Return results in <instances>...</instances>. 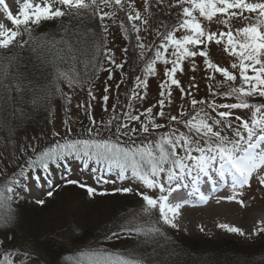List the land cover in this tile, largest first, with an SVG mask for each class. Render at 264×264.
I'll return each instance as SVG.
<instances>
[{"label":"rangeland","instance_id":"1","mask_svg":"<svg viewBox=\"0 0 264 264\" xmlns=\"http://www.w3.org/2000/svg\"><path fill=\"white\" fill-rule=\"evenodd\" d=\"M5 1L2 5L6 4ZM9 2L12 4L11 8L6 12L0 11V24L14 30L15 26L8 18L5 20V17H8V12L13 16H18L23 0L20 2L10 0ZM34 2H42V0H34ZM129 2H134L137 10L145 14L143 13L144 0H129ZM250 2H256V0H250ZM101 10L116 12L115 21L109 18L103 21L108 26L107 33L103 32L100 21L96 19H85L83 23L79 24L74 19L72 26L75 33H79V35L65 34L62 31V24L64 27L68 26L67 18L63 22L59 20L44 22L33 33L41 40L44 37H54L59 41L63 37L66 43L71 40L79 48V61L68 60L67 57L65 60L68 62L63 65L58 58L51 61L53 66L62 65L63 68L74 70L78 82L71 86L67 81L56 80L53 74L54 67H50V63H42L41 58L30 47H16L12 48L10 52H0V58L11 56L13 68L18 66L25 79L36 86V102L34 104L31 101V92L28 94V98H18L15 104L12 102L11 96L6 104L0 99V241H3V248H0V260L3 259L4 249H7L16 264H24V261L17 260V257H23L22 250L27 249L31 254L33 264H72L76 258H81L86 262L88 256L93 253L109 255L110 253H107L106 250L116 251L130 258H142L145 264H160L161 259H163L161 262L167 260V263L171 260L169 264H183L184 262H187L186 264H203L206 257L211 258L210 264H223L220 259L223 255L234 259L228 260V262L232 261L230 264L240 258L242 260L250 259L251 262H263L264 233L251 239L248 238L264 220V189L259 186L256 180V185L246 190L245 193L243 192L242 197H239L244 200L245 207H241L234 201L223 199V197L231 195L225 193L205 208L181 210L182 225H178L176 230L171 228V234L161 245L153 243L143 247L134 243L126 245L117 243L114 235L107 244L92 246L86 250L82 249L83 251L81 250L73 256L85 241L95 240L110 230L111 225L117 222V217L113 214L119 202L117 196L109 193L110 191L121 187H130L133 191L145 192L153 197H157L161 193L158 189H148L138 177L132 174L131 168H128L121 177L119 168L115 164L110 166L109 162L103 158L97 159L95 156H89L83 152H73L65 153L49 165V170L55 175L54 179L58 180L61 177L57 166L62 160H65L69 163V171L66 170L67 178L82 181L81 183L95 187L98 191H106L110 195L89 197L85 189L77 185H64L65 182H62L59 183L58 190L46 199L51 188L45 186L41 178L42 175H39L41 189L40 183L32 182L33 184L30 185L34 172L31 168L32 166L36 167L33 162L39 159L37 154L32 152V146H35L39 151L72 139L94 138L115 141L118 123L128 124L129 127H140V122L130 121L126 113L140 115L141 120L147 122V117L141 114L147 108L152 107L156 123L165 125L164 128L152 132L151 135L138 132L135 137L119 136L122 144L131 146L135 141V144L139 146L146 140L156 139L172 129H176L177 134L179 132L189 134L188 128L183 124L172 122L169 119L171 115L179 117L181 111L194 115L195 112H199L201 107H204L206 112L212 117H216L217 113L206 105H197L193 110L190 103L193 97L197 100H207L209 103L215 101L217 105L238 103L234 96L225 98L219 94L215 96L210 94L208 87L210 84L213 92H224L227 88L226 86L219 89L216 87V83L222 82L223 77L219 73L207 70L203 57L200 56L194 58L195 71L191 70L192 59L190 58L184 62V73L177 76L184 89L190 91L191 95L182 98L180 90L173 86L172 102L167 103L166 100L163 117L156 115L160 111L157 102L160 99V84L165 79L164 69L169 67L168 65H164L162 62L156 64V75L147 77L148 88L144 99H130L133 90L138 91L141 96L144 95L142 87L136 88V78H144L145 61L150 60L153 53L146 49L144 58H141L140 49L137 47L135 39L136 33L130 32L127 37L125 36L119 26L120 21L123 20L121 19L122 13L127 26L125 12L115 7L101 6ZM151 11L158 14L153 16L150 27L147 29L141 25L139 33L141 42L148 46L158 43L156 29L160 28L163 31L162 22L171 23V19L166 15L167 10L153 8ZM246 15L254 17V14L246 13ZM222 19L223 17L214 18L211 22L202 20V23L209 31H227V27L219 23V20ZM137 23L139 24V22ZM245 23L247 21L238 18H233L230 21L233 30L244 26ZM86 29L92 30L88 36H85ZM181 34L178 33V35ZM21 39H28V37L23 36ZM223 47V44H210L208 46L209 58L221 67H227L230 71L238 73V70H233L230 67L235 62V58L225 53ZM109 49L111 51L108 55L114 53L113 58L117 64H123L122 57L128 56L126 58L128 64H126L123 73H116L117 68L109 63L105 54ZM124 49H127V52ZM90 57L92 58L91 64H89ZM107 66L111 70V79H109V70H106ZM210 75H215V80H209L207 77ZM193 77H195L194 80ZM192 84L198 85V87L190 88ZM118 85L119 87H117ZM105 87L108 88L107 92H105ZM56 88H59L60 91H56ZM2 95L3 93L0 92V97ZM105 95L109 97L106 102L103 100ZM67 97H71L70 102ZM248 102L251 104L264 103V98L252 97L248 98ZM79 105H83V107ZM222 110L225 109L218 108L217 112ZM230 111L245 119L251 117L250 109H231ZM201 115L203 116V113ZM93 120H95V124L92 123ZM109 120H112L111 126H108ZM232 123L233 129L221 128L220 130L223 135L235 138L233 132L237 122L234 118ZM89 128L92 129L91 136L88 133ZM68 129L71 131L69 132ZM54 132H58L59 136L53 135ZM26 147L27 150H25ZM81 156L84 160L82 164L75 163L74 160ZM27 177L30 178L29 188L22 191L20 181L26 180ZM165 185L167 188V181H165ZM7 187H13L14 191L7 193L5 189ZM128 195L133 198L131 205L134 207L121 217L119 221L121 227L134 221L135 218L142 221L141 217L147 216L142 211L143 202L137 198V193ZM42 197L46 199V201L43 199L44 205H39L32 199ZM27 198L32 202L26 201ZM96 200L99 202L94 203ZM13 205L17 209H13ZM38 208L47 210L36 212ZM223 223L241 228L245 232V236L220 229L218 225ZM201 228L204 230L201 231ZM7 236H11L12 239H6ZM173 245L176 250L180 251V254L169 252L167 257L165 251L169 246L174 249ZM224 252L231 254L225 255ZM82 254L84 255L82 256ZM110 255L115 258L112 254Z\"/></svg>","mask_w":264,"mask_h":264},{"label":"snow or ice","instance_id":"2","mask_svg":"<svg viewBox=\"0 0 264 264\" xmlns=\"http://www.w3.org/2000/svg\"><path fill=\"white\" fill-rule=\"evenodd\" d=\"M2 3L3 0H0V4ZM101 6L115 7L125 12L127 26L124 20L120 21L119 26L126 37L130 32L136 33L135 39L137 47L140 49L141 58H144L146 49L153 53V57L145 61L144 78H136V88L142 87L144 95L141 96L138 91L133 90L130 99H144L148 88L147 77L156 75V64L162 62L164 65H168L169 67L164 69L165 79L160 84V99L157 102L160 111L156 115L163 117L166 100L167 103L172 102L173 86L180 90L182 98L191 95L190 91L184 89L177 76L184 73V62L190 58L192 59L191 70L195 71L194 58L200 56L203 57L207 70H211L212 73H219L223 77V81H218L216 87L219 89L226 86L227 88L224 92H213L210 84L208 86L210 94L213 96L219 94L225 98L234 96L238 103L217 105L215 101L209 103L207 100H197L193 97L190 101L193 110L196 109L197 105H206L217 113L216 117H212L205 111L204 107H201L199 112H195L194 115L181 111L179 117L171 115L169 119L172 122L183 124L188 128L189 134L184 132L177 134V130L172 129L156 139L146 140L139 146L135 144V141L131 146H126L120 142L119 136L135 137L138 132L151 135L152 132L164 128L165 125L156 123L152 107L147 108L141 114L147 117V122L141 120L140 115L126 113L130 121L140 122L139 128L118 123L115 141L94 138L72 139L39 151L35 146H32V152L39 157L37 161L33 162V165L43 167L46 170L49 167V162L58 160L65 153L83 152L86 155L95 156L97 159L107 160L110 166L115 164L119 168L121 177L128 168H131L132 174L138 177L148 189H158L161 193L157 197L145 192L137 193L143 202V213L150 217L155 210L158 212L157 223L162 221L163 224L173 229L178 228L175 222L176 217L179 216L180 209L188 201L181 198L180 202L171 203L170 196L177 189L171 186L166 188L165 181L171 185L174 180L180 181L191 177V182L195 186L200 201L207 203L208 198L199 187L201 175L206 180H210L214 173H218L225 182L230 176L232 194L223 197V199L234 201L241 207H245L244 200L239 198L242 197L243 192L238 190L251 187L253 179L264 189V103L251 104L248 102V98H264V0H256V2H250V0H144L143 13L145 14L137 10L135 3L129 2V0H42V2L23 0L18 16H13L8 12L7 18L15 26L14 30L0 24V52H10L12 48L16 47H30L41 58L42 63L47 62L50 63V67H54L53 74L56 80L67 81L71 86L78 82L74 70L59 65L53 66L51 61L58 58L62 64L67 63L65 57L68 60L79 61V48L71 40L66 43L63 37L59 41L54 37H44L41 40L35 37L33 33L44 22L57 20L63 22L66 18L68 19V26L64 27L62 24V31L65 34L79 35V33H75L72 26L74 19L78 21V24L83 23L85 19H96L100 21L103 32L107 33L108 26L103 21L106 18L115 21L116 12L102 11ZM153 8L167 10L166 15L171 19V23L162 22L163 31L160 28L156 29L158 43L148 46L141 42L139 33L141 25L147 29L150 27L153 16L158 14L151 11ZM5 11H8L7 8ZM246 13L254 14V17L246 15ZM218 17H223L219 23L225 25L227 31H209L202 23V20L211 22ZM233 18L243 19L247 23L233 30L230 24ZM91 32V29H86L85 36ZM178 33L182 34L178 35ZM23 36H27L28 39H21ZM213 43L216 45L223 44V51L235 58V62L230 67L233 70H238V73L212 62L209 58L208 46ZM95 47L98 48L99 46ZM110 51L109 49L105 53L109 63L122 69L124 65L117 64L113 58L114 53L108 55ZM124 51L127 52V49ZM91 61L92 58L90 57L89 64ZM111 78V70H109V79ZM207 78L215 80V75H210ZM192 79L194 80L195 77ZM196 87L198 85H190V88ZM56 91L59 92L60 89L56 88ZM107 91L108 88L105 87V92ZM0 92L3 93L0 99L5 104L8 102L9 96L15 104L18 98H28L30 92L32 103L36 102V86L25 79L18 66L13 68L11 56L0 58ZM108 98L105 95L103 100L106 102ZM67 99L70 102L71 97H67ZM79 106L83 107V105ZM218 108L225 110L217 112ZM231 109H250L251 117L245 119L242 116L234 115L230 111ZM233 118L237 122L233 132L235 138L223 135L220 130L221 128L233 129ZM92 123L95 124V120ZM111 124L112 120H109L108 126ZM68 131L70 132L71 129ZM88 133L90 136L92 135L91 128L88 129ZM53 135L59 136V133L54 132ZM217 164H219L218 168L216 167ZM66 183L85 189L89 197L109 195L108 192L98 191L95 187L81 183L79 180L69 179ZM13 191V187L6 188L7 193ZM132 191L133 189L130 187H121L115 189L112 194L117 192L130 194ZM52 195L51 191L48 192L49 197ZM36 203L44 205L45 201L41 199L37 200ZM260 223L264 225V221ZM218 227L228 233L245 236V232L239 227L226 223L219 224ZM128 230L153 241L157 237L163 238L161 229L153 224L146 227L129 226ZM200 230L203 231L204 229L201 228ZM260 233H264V226L254 229L248 238L251 239ZM6 239L11 240L12 237L7 236ZM0 248H3V241H0ZM22 251L24 256L17 257V260H23L24 264H33L28 250L23 249ZM0 264H16L7 249H4V256L0 260ZM72 264H145V261L142 258H126L124 256L113 258L110 254L93 253L88 256L86 262L81 258H76Z\"/></svg>","mask_w":264,"mask_h":264},{"label":"trees","instance_id":"3","mask_svg":"<svg viewBox=\"0 0 264 264\" xmlns=\"http://www.w3.org/2000/svg\"><path fill=\"white\" fill-rule=\"evenodd\" d=\"M127 57L128 56L122 57L124 67L122 69H120V71H124L125 70L126 64H128V61L126 60ZM62 65L60 67H63ZM65 66H66V64H65ZM69 66H71V65H69ZM64 185H68V184L66 183ZM58 188H59V186H58ZM58 188L55 191H57ZM113 195L117 196V201L119 202V205L116 206V208L114 209V214H113V215H115V217H117V222L111 225L112 228L110 230H108L107 232H104L103 234L98 236L95 240L89 241V239H88L87 240V241H89L88 243H86L87 241H85L82 244L81 248L77 249V251H81V249H87V248H90L92 246H97V245L103 246L104 244L108 243L106 241H108V238L110 236H114L113 233H116V232L120 231L119 221L121 220L122 216H125L134 207V205H131V199H133V198H130L128 194H122V193H118V192L113 194ZM123 196H124V198H123ZM137 198H140V196L138 195ZM96 202H99V200L94 201V203H96ZM12 208L13 209H17V208L14 207V205L12 206ZM44 208L42 210H39V208H38L36 210V212H44L45 210H47V209H44ZM141 220L142 221H139V220H137L135 218L134 221L129 222L125 227H127L128 229H129V226L143 227V225L146 224V223L153 224V225L156 226L154 214L151 215L150 217L149 216H143V217H141ZM85 239H86V234H85ZM157 240H158L157 238H156L155 241L149 240V239H147L146 237H144L142 235H138L136 232H129V237L127 239H125V240L117 239L118 242H122L124 244L134 243L137 246H141V247H143L144 245H147V244H151V243L157 244V242H158ZM173 248L174 249H171L170 246H169V248H167V251H165V255L167 257H168V253L169 252H174V253H179L180 254V251L176 250L174 245H173ZM70 251H73V250H70ZM224 253H225V255L231 254V253H228V252H224ZM171 256H173V255H171ZM191 256H192V254L190 255V257ZM240 257H243V255H240ZM246 257L249 258V256H246ZM220 259L222 260L223 264H230L232 261L228 262V260H234V259L228 258L227 256H224V255ZM188 260H189V258H188ZM170 262H171V260H169L168 264ZM186 263L187 262H184L183 264H186ZM210 263H211V258L210 257H206L205 261H203V264H210ZM251 263H253V264H264V261L263 262H251L250 259L249 260H245V259L242 260V258H240L237 261H235V263H233V264H251ZM172 264H175V263H172Z\"/></svg>","mask_w":264,"mask_h":264},{"label":"bare ground","instance_id":"4","mask_svg":"<svg viewBox=\"0 0 264 264\" xmlns=\"http://www.w3.org/2000/svg\"><path fill=\"white\" fill-rule=\"evenodd\" d=\"M4 1V0H3ZM10 1V0H9ZM8 0H6L5 2H6V4L5 5H2V4H0V11L2 10V11H4V12H6L5 11V9L7 8V10L8 9H10L11 8V6H12V4H11V2H9ZM12 1H22V0H12ZM86 169H88V167H86ZM205 181V180H204Z\"/></svg>","mask_w":264,"mask_h":264}]
</instances>
